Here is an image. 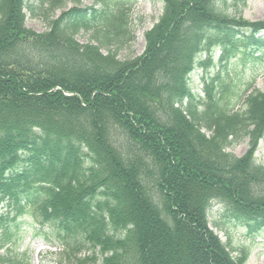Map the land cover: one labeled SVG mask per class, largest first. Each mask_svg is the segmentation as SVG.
I'll use <instances>...</instances> for the list:
<instances>
[{"label":"trees","instance_id":"trees-1","mask_svg":"<svg viewBox=\"0 0 264 264\" xmlns=\"http://www.w3.org/2000/svg\"><path fill=\"white\" fill-rule=\"evenodd\" d=\"M98 1L100 10L73 8L37 33L25 10L59 0H0V247L16 243L17 220L29 215L51 228L69 264L95 260L78 255L96 247L103 264H246L245 249L234 256L208 217L218 199L264 228V166L254 157L264 92L234 112L224 79L222 97L207 86L200 110L190 76L218 48L220 62L261 59L264 21L228 14L226 0H162L145 52L122 61L102 45L129 35L124 4ZM96 26L99 44L76 40ZM245 136L244 156L227 151ZM6 263L18 264L0 252Z\"/></svg>","mask_w":264,"mask_h":264},{"label":"rangeland","instance_id":"rangeland-1","mask_svg":"<svg viewBox=\"0 0 264 264\" xmlns=\"http://www.w3.org/2000/svg\"><path fill=\"white\" fill-rule=\"evenodd\" d=\"M109 4L113 2L118 5L121 0H108ZM118 1V2H117ZM29 3L38 5V0H29ZM128 14L129 35L120 37V40L110 45L103 44L102 49L105 53L109 49L115 51L120 60H129L141 55L145 51L146 40L145 33L151 29L163 14L164 4L161 0H132L124 1ZM81 8L95 7L100 8L101 3L98 0H59L52 10L48 6H43L42 10H36L34 15L27 13V27L38 32L48 29L49 19L56 18L62 12L69 10L74 6ZM225 11L230 15H242L249 21H264V0H226ZM103 27L91 29L89 31L81 30L77 34L80 43L97 42L93 39L94 31L102 30ZM102 33V32H101ZM264 36V32H261ZM133 37V38H131ZM103 40L102 35L98 36ZM220 52H215V58ZM253 59V58H252ZM250 58H239L236 61H230L226 64L213 63L208 68L196 70L193 74L192 87L195 93L204 96L205 80L210 81L211 75L220 73L221 81L227 80L226 84L231 85V90L226 94L230 104L235 105L236 110H244L245 90L251 84L252 88L264 91V55L262 59L252 60ZM255 78V81H254ZM254 81V82H253ZM222 84H218L216 97L222 96ZM205 106L201 105L200 109ZM210 134L207 130H204ZM249 147V138H242L230 144L228 150L235 155L242 156ZM257 163L264 165V140L260 142L259 150L256 153ZM222 207L214 205L209 213L210 225L214 231L219 234L222 240L230 243L234 255L245 248L249 252L247 264H264V231L257 235L248 233L244 224L231 219ZM5 211V208L2 209ZM19 232L16 234V243L10 247H0L3 256L14 259L18 264H69L63 253V245L57 241L48 243L43 238L44 232H49V228L40 230L33 224L32 218L26 216L18 221ZM13 248V249H12ZM94 255L95 260H89L86 264H103L102 255L98 247L94 249H83L78 256L82 258ZM74 260V259H73ZM12 264V263H6Z\"/></svg>","mask_w":264,"mask_h":264}]
</instances>
